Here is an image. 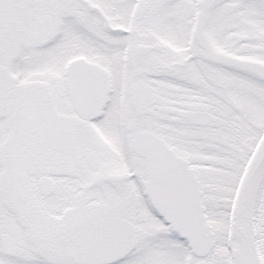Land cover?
Segmentation results:
<instances>
[{
    "label": "snow or ice",
    "instance_id": "6c2138e0",
    "mask_svg": "<svg viewBox=\"0 0 264 264\" xmlns=\"http://www.w3.org/2000/svg\"><path fill=\"white\" fill-rule=\"evenodd\" d=\"M0 264H264V0H0Z\"/></svg>",
    "mask_w": 264,
    "mask_h": 264
}]
</instances>
